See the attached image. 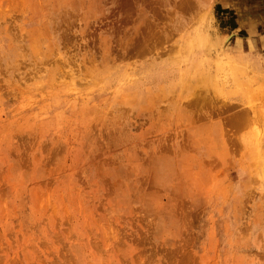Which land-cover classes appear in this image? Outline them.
<instances>
[{"label": "rangeland", "instance_id": "374dc122", "mask_svg": "<svg viewBox=\"0 0 264 264\" xmlns=\"http://www.w3.org/2000/svg\"><path fill=\"white\" fill-rule=\"evenodd\" d=\"M0 264H264V0H0Z\"/></svg>", "mask_w": 264, "mask_h": 264}]
</instances>
